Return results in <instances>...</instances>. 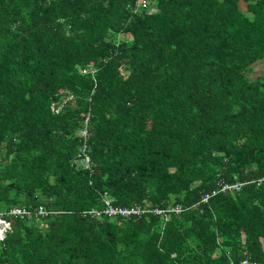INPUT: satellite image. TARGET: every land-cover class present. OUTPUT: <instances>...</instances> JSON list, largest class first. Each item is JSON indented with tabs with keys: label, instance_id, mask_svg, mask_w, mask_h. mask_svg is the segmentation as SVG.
<instances>
[{
	"label": "trees",
	"instance_id": "obj_1",
	"mask_svg": "<svg viewBox=\"0 0 264 264\" xmlns=\"http://www.w3.org/2000/svg\"><path fill=\"white\" fill-rule=\"evenodd\" d=\"M148 1L0 0V264H264V0Z\"/></svg>",
	"mask_w": 264,
	"mask_h": 264
},
{
	"label": "built area",
	"instance_id": "obj_2",
	"mask_svg": "<svg viewBox=\"0 0 264 264\" xmlns=\"http://www.w3.org/2000/svg\"><path fill=\"white\" fill-rule=\"evenodd\" d=\"M132 12H138L146 10L150 5L148 0H133L132 4ZM89 122V115L84 120V124H88ZM80 135L84 137H88L89 133H87L85 130L80 131ZM81 163L88 167L90 164V159L88 156L84 155L83 159H81ZM261 180H264L262 178ZM241 184H234L232 186H225V188L237 191L239 190ZM216 193L212 192L210 194L205 195L202 198V203H207L211 196H214ZM102 204L103 206L100 209L91 208L89 210H84L80 213L82 217H91V218H100V217H107L109 219L114 218H120L123 220H136L141 218L142 216L146 214H152L159 217L167 218L168 214H176L179 215L182 211V208L180 206H173L167 210L164 209H158V208H150V207H141V206H115L114 200L109 198L107 195L102 196ZM49 215V212L42 206H38L37 210L35 212H31L27 207H14L7 212L0 213V240H3L5 238V232L10 227V222L8 221V218L10 217H23L26 216L28 218L31 217H47ZM241 264H248L247 262H243Z\"/></svg>",
	"mask_w": 264,
	"mask_h": 264
},
{
	"label": "rangeland",
	"instance_id": "obj_3",
	"mask_svg": "<svg viewBox=\"0 0 264 264\" xmlns=\"http://www.w3.org/2000/svg\"><path fill=\"white\" fill-rule=\"evenodd\" d=\"M156 10H155V8L153 7V6H149L147 9H146V11L145 12H147V13H153V12H155ZM253 67H255L256 69L255 70H253V72H251V77L252 78H255L256 76H254V73H255V75L256 74H264V62H262V63H260L259 64V66L258 65H254ZM264 76V75H263ZM20 201H22V200H20ZM21 205H22V203H20ZM28 208V207H27ZM4 210H1V212H3Z\"/></svg>",
	"mask_w": 264,
	"mask_h": 264
},
{
	"label": "crops",
	"instance_id": "obj_4",
	"mask_svg": "<svg viewBox=\"0 0 264 264\" xmlns=\"http://www.w3.org/2000/svg\"><path fill=\"white\" fill-rule=\"evenodd\" d=\"M239 5L242 7V9L246 12V10H247V3H243L241 0H239ZM262 62H264V61H260V62H258V63H256L255 65H258L259 66V64L260 63H262ZM256 68L255 67H253V70H255ZM262 75H264V74H256L255 75V73H254V76H262Z\"/></svg>",
	"mask_w": 264,
	"mask_h": 264
},
{
	"label": "clouds",
	"instance_id": "obj_5",
	"mask_svg": "<svg viewBox=\"0 0 264 264\" xmlns=\"http://www.w3.org/2000/svg\"><path fill=\"white\" fill-rule=\"evenodd\" d=\"M202 201V200H201ZM208 203V202H207ZM204 204H206V203H204ZM7 212V211H6ZM0 213H4V212H0Z\"/></svg>",
	"mask_w": 264,
	"mask_h": 264
}]
</instances>
